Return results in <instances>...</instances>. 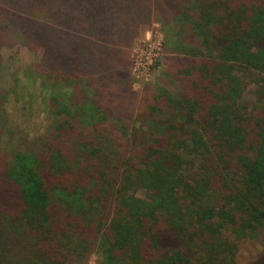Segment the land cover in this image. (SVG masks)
<instances>
[{
    "label": "trees",
    "instance_id": "obj_1",
    "mask_svg": "<svg viewBox=\"0 0 264 264\" xmlns=\"http://www.w3.org/2000/svg\"><path fill=\"white\" fill-rule=\"evenodd\" d=\"M154 20L180 85L134 108L125 50ZM19 43L73 91L40 151L0 149V264H240L264 241V0H0Z\"/></svg>",
    "mask_w": 264,
    "mask_h": 264
},
{
    "label": "rangeland",
    "instance_id": "obj_2",
    "mask_svg": "<svg viewBox=\"0 0 264 264\" xmlns=\"http://www.w3.org/2000/svg\"><path fill=\"white\" fill-rule=\"evenodd\" d=\"M127 46L125 53L134 108L146 104L147 99L151 100L157 86L165 85L175 90L180 85V80L175 78L176 65L183 57L167 47L160 22L154 20L135 29ZM45 52L44 48L33 49L26 43L0 48V89L4 92L0 108V149L4 151H40L43 146L41 137L52 123L49 99L59 97L66 100L73 91L71 86L49 76L50 66L43 64ZM82 89L85 95L96 99L94 87L91 89L84 84ZM82 94V91H76L75 98ZM244 98L251 101V91ZM139 196L144 197L143 194ZM99 262V254H94L87 264ZM239 263L264 264V241L244 242Z\"/></svg>",
    "mask_w": 264,
    "mask_h": 264
}]
</instances>
